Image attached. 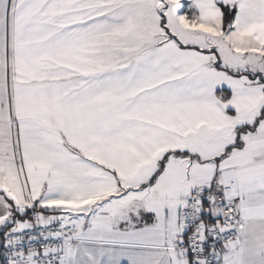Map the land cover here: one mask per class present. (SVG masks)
I'll list each match as a JSON object with an SVG mask.
<instances>
[{
	"label": "snow or ice",
	"instance_id": "snow-or-ice-1",
	"mask_svg": "<svg viewBox=\"0 0 264 264\" xmlns=\"http://www.w3.org/2000/svg\"><path fill=\"white\" fill-rule=\"evenodd\" d=\"M0 264H264V0H0Z\"/></svg>",
	"mask_w": 264,
	"mask_h": 264
}]
</instances>
